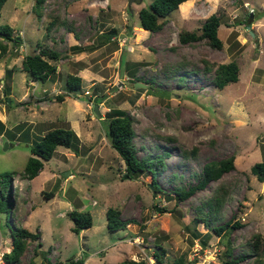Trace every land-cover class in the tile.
Returning <instances> with one entry per match:
<instances>
[{
  "label": "rangeland",
  "instance_id": "obj_1",
  "mask_svg": "<svg viewBox=\"0 0 264 264\" xmlns=\"http://www.w3.org/2000/svg\"><path fill=\"white\" fill-rule=\"evenodd\" d=\"M152 1L45 0L40 18L33 10L35 0L4 4L0 26L12 27L20 41L0 37L7 45L0 55V77L16 95L25 90L27 79L15 71L11 80L20 56L37 53L36 45L47 43L59 53L53 62L59 66L58 87L37 80V106H27L29 95L21 104V116L2 105L8 131L0 140V174L15 175L0 199V251L10 250L11 228L21 222L40 233L28 241L20 264L31 259L36 264L69 259L120 264L124 259L147 260L157 246L166 251L163 264H171L181 256L187 259L198 245L218 248L216 264H264V182L250 171L264 161V0H192L180 6L184 18L178 20L175 10L159 31L150 32L141 27L138 11ZM213 13L221 18V49L211 48L205 39L179 41L181 32L199 34ZM52 20L54 25L47 27ZM110 32L109 40L101 38ZM230 61L239 67L238 81L218 89L215 69ZM68 74L81 75L83 84L62 104L51 97L66 93ZM3 91L0 85V104ZM94 102L101 118L93 112ZM113 108L131 119L137 158H163L164 167L155 174L156 192L151 174L129 178L111 147L104 119ZM26 120L33 132L25 129ZM55 127L73 129L77 151L57 147L39 174L28 180L23 171L31 145ZM229 157L234 159L231 171L186 200L178 199L175 190L196 185L204 164ZM50 191L54 196L46 199ZM108 207L130 221L125 229L108 230ZM73 208L91 214L90 228L72 231L68 213ZM228 221L241 225L221 235L213 231ZM253 235L259 236L256 250Z\"/></svg>",
  "mask_w": 264,
  "mask_h": 264
},
{
  "label": "trees",
  "instance_id": "obj_2",
  "mask_svg": "<svg viewBox=\"0 0 264 264\" xmlns=\"http://www.w3.org/2000/svg\"><path fill=\"white\" fill-rule=\"evenodd\" d=\"M184 1L187 0H153L146 7H142L138 11V18L141 27L150 32L159 31L164 23L167 21L169 14L178 9L179 5H183ZM7 0H0V13ZM45 0H35L33 10L38 14L39 18L42 15L41 6ZM183 2V3H182ZM54 20L50 21L47 27L53 26ZM248 23H251L249 19ZM221 24V18L217 14H211L202 24L200 33L196 32H181L179 33V41L181 43H191L205 39L208 45L214 49L222 48V41L218 36V27ZM49 30V28H47ZM47 30V33L49 31ZM113 31H115L113 29ZM103 34V33H102ZM112 32L107 35H101L109 40ZM0 37L6 41L18 44L20 38L13 36V29L7 24L0 26ZM38 49L37 53L29 54L23 57L21 62V70L27 72L30 78L39 80L42 82L47 81L53 74L56 73L57 67L53 63L59 59V53L48 45H36ZM83 51L82 47H74ZM7 52V45L2 43L0 40V55H4ZM239 67L235 61L220 64L215 69L213 77V84L218 89L224 88L229 83L238 81ZM82 87V78L68 74L65 81V96L76 95L75 92L79 91ZM7 94V91H3ZM63 94L55 96L57 101H62L64 98ZM75 97V96H74ZM76 98V97H75ZM7 99V97H6ZM94 101V100H93ZM95 102H99L95 99ZM104 121L107 122V137L110 140L111 147L120 155L126 166V174L129 178L133 179L134 174L148 171L151 174V184L155 192L157 186L155 181V174L159 169L164 167L163 158L156 156L151 159L149 156L138 159L136 156V149L132 142L134 137V131L132 129L131 119L126 115V112L122 109H111L105 114ZM1 124V122H0ZM74 141H76V135L73 129L69 127H55L46 131L40 139L36 140L31 145L30 152L31 156L25 164L23 174H25L28 180L35 178L41 169L43 168L44 161H48L54 154L57 147H64L77 151L74 147ZM195 152V148L192 149ZM234 168V159L229 157L227 159L210 161L203 165L202 175L196 185L184 190L178 188L175 190V194L180 201L186 200L192 196L195 192L204 190V188L212 181L219 180L225 173L231 171ZM251 173L256 176L259 182H264V161L255 163L251 169ZM13 175L15 172H5L0 174V199L4 198L3 193L6 189V182L11 184ZM54 196V191L46 193V199H50ZM216 197V196H215ZM218 199V197H216ZM218 201V200H216ZM216 209V208H214ZM165 210V209H164ZM0 211H2V203L0 201ZM1 213V212H0ZM106 225L109 231H117L125 229L126 225L130 223L128 220H122L120 218V210L115 207H108L106 212ZM68 216L73 222L74 227L72 231L78 233L82 229L90 228L93 224V218L88 211H80L73 208ZM201 221L206 222V218L202 217ZM208 225V224H207ZM241 224L239 222H225L219 227H213V231L218 235H221L223 231L228 227H238ZM12 241L10 250L4 252L2 258L6 264H20V257L27 246L28 241L37 240L40 237L39 232H31L28 229L20 226L11 228ZM259 243V236L253 235L252 248L256 250L257 244ZM41 243L39 244V247ZM252 249V250H253ZM166 254L163 247L157 246V250L153 252L152 257L155 259V264H163L162 260ZM243 256L239 257V260H243ZM82 259L73 260L69 259L65 263H51V264H83ZM234 263V260L228 261V263ZM188 261L183 256L176 258L171 264H187ZM28 264H36L31 259ZM120 264H146L144 259L139 261L132 259H124Z\"/></svg>",
  "mask_w": 264,
  "mask_h": 264
},
{
  "label": "crops",
  "instance_id": "obj_3",
  "mask_svg": "<svg viewBox=\"0 0 264 264\" xmlns=\"http://www.w3.org/2000/svg\"><path fill=\"white\" fill-rule=\"evenodd\" d=\"M8 1V0H7ZM190 1H192V0H187V1H184V4L186 5L187 4V2H190ZM183 3V2H182ZM180 6L181 5H179L178 6V9H177V12H179V14L178 15H180ZM183 14H184V12H183ZM182 15H180L179 17H180V19L178 18V20H181L182 19V17H181ZM184 18V17H183ZM67 41H68V39H67ZM47 45L50 47V48H52V46H51V43L49 44V43H47ZM20 56V55H19ZM19 58H21L19 61H20V65H21V61H22V56H20ZM62 61V60H61ZM0 65H1V68H0V74H1V72H2V75H3V63H0ZM18 66L17 68L15 67V69H13V71H12V75H11V80L13 79V75H14V73H15V71L17 72H19V73H21L22 74V76H24V77H26L27 79L24 81L25 82V90L24 91H22V93L20 94V95H16V91L13 89V88H11V86H7L6 85V81H5V78H2V77H0V85L1 86H3L4 87V89L7 91V94H5L4 92H3V95L5 96V100H2V104H0V106H1V110H0V114H1V116H3L1 119H0V122H1V124H0V140L4 137V136H6V134H7V131H8V123H7V119H6V111L9 109V111H13L14 112V114H15V112H17V113H20V116H21V113H22V111H21V108H22V106H21V104L22 103H26V102H24V99L25 98H27L29 95L30 96H32L31 97V99H29V100H32L31 101V103H29L27 106H31V105H33V106H37V101H38V95L36 94V90H35V85H36V82H37V80H34V79H32V78H30V75L27 73V72H24V71H22L21 70V66ZM59 66L57 67V70H56V73L53 75V76H51L46 82H48V83H50L51 82V87L53 88L55 85L58 87V84H57V79L55 78V76L56 75H58V72H59ZM8 70H11V67L10 68H8ZM4 73H5V71H4ZM75 75H77V76H79V77H81V75H79V74H75ZM9 76H10V74H9ZM91 77V76H90ZM94 77V76H93ZM82 78V77H81ZM46 82H44V83H46ZM44 83H42V84H44ZM82 84H83V79H82ZM46 87V86H45ZM44 87V88H45ZM62 90V89H61ZM52 91V90H51ZM51 91H48V92H51ZM63 91V90H62ZM43 92H46V88L45 89H43ZM65 93V92H64ZM60 94H63V93H60ZM57 95V94H56ZM46 96V95H45ZM49 95H47V97H48ZM6 97H7V99H6ZM46 97V98H47ZM69 96H64V99L61 101V103L62 104H64L63 102L65 101L66 102V100H67V98H68ZM40 98V97H39ZM49 98V97H48ZM51 98H55L54 96H52ZM9 100V101H8ZM15 100V103H14V105H12V101H14ZM40 101H43V100H40ZM49 102H51L52 100H48ZM7 105V106H9V107H11V108H8L7 107V110H6V108L4 107H2V105ZM26 106V107H27ZM14 109V110H13ZM24 112V111H23ZM28 110H26V114H28ZM23 115H25V114H23ZM6 116V117H5ZM20 116H18V117H20ZM5 119V120H4ZM20 119V118H19ZM21 122V121H20ZM24 123L25 124H28V123H31V121H24ZM26 130L28 129V131L29 132H33V127H31V125H27V127L25 128ZM9 140V139H8ZM67 202V201H66ZM64 205L62 204V207H63ZM31 210V209H30ZM32 211V210H31ZM61 215H63V214H61ZM20 226L21 227H23L22 226V222L20 223ZM85 263V260H84V262H83V264Z\"/></svg>",
  "mask_w": 264,
  "mask_h": 264
},
{
  "label": "built area",
  "instance_id": "obj_4",
  "mask_svg": "<svg viewBox=\"0 0 264 264\" xmlns=\"http://www.w3.org/2000/svg\"><path fill=\"white\" fill-rule=\"evenodd\" d=\"M218 252V248L214 246V248L205 249L198 245L197 248H194L190 255L187 257V264H216V254ZM2 253H0V264H5L2 262ZM146 264H155V259L153 257H148Z\"/></svg>",
  "mask_w": 264,
  "mask_h": 264
},
{
  "label": "water",
  "instance_id": "obj_5",
  "mask_svg": "<svg viewBox=\"0 0 264 264\" xmlns=\"http://www.w3.org/2000/svg\"><path fill=\"white\" fill-rule=\"evenodd\" d=\"M247 28H248V30L250 31V25H248ZM250 33H251V35L254 36V33H253L252 31H250ZM138 86H143V85H140L139 83H135V87H138ZM95 99H96V98H95ZM95 99H94V101H95ZM8 101H9V100H8ZM98 107H99V105H98L97 103L94 102V103L92 104L93 112H94L95 114H97L99 118H101V116H100L99 113H98ZM67 174H68V173H67ZM67 174L64 173V174H63V177H65Z\"/></svg>",
  "mask_w": 264,
  "mask_h": 264
},
{
  "label": "clouds",
  "instance_id": "obj_6",
  "mask_svg": "<svg viewBox=\"0 0 264 264\" xmlns=\"http://www.w3.org/2000/svg\"><path fill=\"white\" fill-rule=\"evenodd\" d=\"M0 253H1V251H0ZM2 255H3V253H2ZM1 259H2V257H1ZM5 263V262H4ZM6 264V263H5Z\"/></svg>",
  "mask_w": 264,
  "mask_h": 264
}]
</instances>
